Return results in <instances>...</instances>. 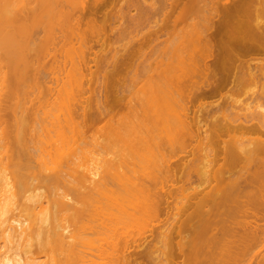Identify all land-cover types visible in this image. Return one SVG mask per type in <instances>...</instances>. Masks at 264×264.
<instances>
[{
	"label": "rangeland",
	"instance_id": "obj_1",
	"mask_svg": "<svg viewBox=\"0 0 264 264\" xmlns=\"http://www.w3.org/2000/svg\"><path fill=\"white\" fill-rule=\"evenodd\" d=\"M29 1L15 5L23 8ZM75 1L81 12L65 39L54 46L38 43L30 52L35 65L24 76L12 77L7 65L2 71L11 77L9 86L29 94L27 107L39 121L66 91L80 90L81 138L75 144L88 150L89 163L104 165L113 159L120 165L109 178V189L135 215L112 210L105 229L91 222L94 230L84 231L95 232L86 236L90 243L87 252L81 250L84 262H259L264 257V179H251L256 162L245 168L225 145L228 152L236 143L258 148V132L228 129L253 117L264 123V103L255 100L264 93V53H241L245 63L231 68L220 61L222 43L237 30L246 42L257 38L258 28L264 29V0H243V7L231 14L224 9L230 0ZM90 7L98 12L90 14ZM209 28V39L219 50L206 59L202 38ZM27 41L20 37L11 49H21ZM204 62L229 82L220 95L200 99L196 94L206 84ZM248 63L258 78L249 77ZM163 82L169 95L167 132L147 106ZM10 102L3 101L7 122ZM39 186L41 193L50 194L45 181ZM123 186H136V199ZM133 201L137 209H131ZM87 219H81L83 224ZM64 222L75 230L76 221ZM127 241L129 247L122 249Z\"/></svg>",
	"mask_w": 264,
	"mask_h": 264
},
{
	"label": "bare ground",
	"instance_id": "obj_2",
	"mask_svg": "<svg viewBox=\"0 0 264 264\" xmlns=\"http://www.w3.org/2000/svg\"><path fill=\"white\" fill-rule=\"evenodd\" d=\"M16 1L0 0V264H82L87 261L84 252H87L85 247L90 243L86 236L95 232H85L86 228L94 230L91 222L96 221L105 229L108 228L107 220L114 215L112 210L124 212L129 217L135 214L127 211L120 195L109 189V178L117 173L115 170L120 165L112 159L104 165L94 161L95 166H90L88 150L79 143L75 144L81 138L76 98L80 90L66 91L60 104L54 108L49 104L51 108L45 110V117L39 121L37 113L30 112L27 107L29 94L9 86L11 77L2 71L7 65L12 77L24 76L26 70L35 65L30 59V52L36 49L38 43L54 46L65 39L76 14L81 12L80 6L75 0H30L23 8H17ZM243 3V0H230L224 9L231 14L243 7ZM94 8H88L90 14L98 12ZM222 23L227 25L221 22V26ZM237 32L227 39L229 42L222 43L223 59L220 63L223 67L228 62L232 64L230 68L235 62H243L241 53H264L263 28H258L255 40L246 42L239 37L240 31ZM210 34H213L212 28L202 38H205L206 59L212 58L219 50L216 49L219 44H213L209 39ZM23 36L28 39L27 44L21 49H11L15 44L19 45L18 38ZM233 40L238 42H231ZM251 66L248 63L246 67L249 77L258 78ZM212 69L208 62H204L206 84L196 94L200 99L220 95L229 82L225 77L216 76ZM164 85L165 82L159 85V95L150 96L147 106L154 119H158L157 125L167 132L170 122L166 111L169 95H166ZM5 100L11 101L9 122L4 120ZM255 100L263 104L264 93H258ZM230 131L259 133L257 149L236 143L228 152L225 147L230 157L247 169L256 162L255 170L248 175L251 179H264V123L253 117L231 127ZM132 164L136 167L137 162ZM43 181L50 186L48 195L39 190V183ZM123 188L129 193L135 192L133 197L136 199V186ZM135 205L133 201L131 209H137ZM85 217L88 219L83 224ZM64 221H76L75 230L72 231L71 225ZM128 245L127 241L121 248L126 249ZM115 247L121 249L117 245ZM43 253L44 260L41 258ZM256 264H264V257Z\"/></svg>",
	"mask_w": 264,
	"mask_h": 264
}]
</instances>
